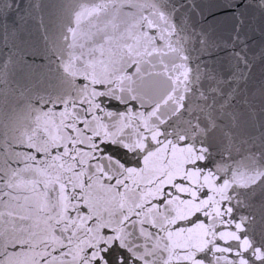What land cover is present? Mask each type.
<instances>
[{
	"label": "snow or ice",
	"instance_id": "6c2138e0",
	"mask_svg": "<svg viewBox=\"0 0 264 264\" xmlns=\"http://www.w3.org/2000/svg\"><path fill=\"white\" fill-rule=\"evenodd\" d=\"M76 25L79 90L17 146L0 264H264V170L222 174L201 142L213 42L264 61V0H99Z\"/></svg>",
	"mask_w": 264,
	"mask_h": 264
},
{
	"label": "water",
	"instance_id": "95a60500",
	"mask_svg": "<svg viewBox=\"0 0 264 264\" xmlns=\"http://www.w3.org/2000/svg\"><path fill=\"white\" fill-rule=\"evenodd\" d=\"M99 0H0V191L15 172L34 117L74 99L67 70L76 18ZM260 41L219 33L212 45L218 73L212 115L202 138L223 173L264 170V61ZM199 146V145H198Z\"/></svg>",
	"mask_w": 264,
	"mask_h": 264
}]
</instances>
